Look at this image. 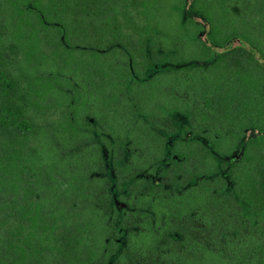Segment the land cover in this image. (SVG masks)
Wrapping results in <instances>:
<instances>
[{
  "label": "trees",
  "instance_id": "trees-1",
  "mask_svg": "<svg viewBox=\"0 0 264 264\" xmlns=\"http://www.w3.org/2000/svg\"><path fill=\"white\" fill-rule=\"evenodd\" d=\"M243 6L0 0V264H264V20L212 10Z\"/></svg>",
  "mask_w": 264,
  "mask_h": 264
},
{
  "label": "rangeland",
  "instance_id": "rangeland-1",
  "mask_svg": "<svg viewBox=\"0 0 264 264\" xmlns=\"http://www.w3.org/2000/svg\"><path fill=\"white\" fill-rule=\"evenodd\" d=\"M205 1V0H204ZM212 10L214 11V13L218 14L217 17H219L218 19L221 22H225L228 23L227 26H230L232 23H235L236 26L241 27L242 30H247L248 26L251 28H254L260 20H264V18L261 17H255L252 13V11L250 10H246L243 6V10L238 11L236 10L235 13H233L234 16H230L226 14V11L223 12L221 9L220 10H215L214 8H212ZM223 13V15H222ZM248 25V26H247ZM263 35H264V30H263ZM242 41L240 39H235L232 43V47L236 46L237 44L241 43ZM85 62L83 61H78V64H84Z\"/></svg>",
  "mask_w": 264,
  "mask_h": 264
},
{
  "label": "water",
  "instance_id": "water-1",
  "mask_svg": "<svg viewBox=\"0 0 264 264\" xmlns=\"http://www.w3.org/2000/svg\"><path fill=\"white\" fill-rule=\"evenodd\" d=\"M232 44H233V43H231V45H230V46H232Z\"/></svg>",
  "mask_w": 264,
  "mask_h": 264
}]
</instances>
